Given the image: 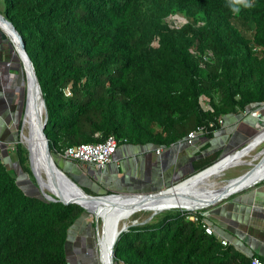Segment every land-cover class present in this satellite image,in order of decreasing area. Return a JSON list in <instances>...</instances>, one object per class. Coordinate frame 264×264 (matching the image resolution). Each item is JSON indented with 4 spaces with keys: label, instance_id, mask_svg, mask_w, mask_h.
Returning <instances> with one entry per match:
<instances>
[{
    "label": "trees",
    "instance_id": "trees-1",
    "mask_svg": "<svg viewBox=\"0 0 264 264\" xmlns=\"http://www.w3.org/2000/svg\"><path fill=\"white\" fill-rule=\"evenodd\" d=\"M247 3L0 0V13L26 44L48 109L50 150L61 157L110 136L120 144L169 147L199 129L211 136L222 117L264 109V0ZM172 15L187 23L170 28ZM209 53L204 63L200 57ZM202 96L213 111L203 109ZM15 156L35 182L29 152L19 141ZM3 159L0 141V264H69L71 230L89 214L76 204L28 195L33 187L27 182L25 192ZM219 160L202 163L193 175ZM190 217L171 210L130 226L115 245V263L251 264Z\"/></svg>",
    "mask_w": 264,
    "mask_h": 264
},
{
    "label": "crops",
    "instance_id": "crops-1",
    "mask_svg": "<svg viewBox=\"0 0 264 264\" xmlns=\"http://www.w3.org/2000/svg\"><path fill=\"white\" fill-rule=\"evenodd\" d=\"M21 75L23 80L24 71L15 53L0 44V141L2 156L12 168L15 162L10 147L22 108ZM262 114V121L244 113L225 116L211 136L199 133L192 143L186 137L169 147L119 144L112 162L103 170L67 161L61 169L96 194L158 192L190 178L202 163L243 148L264 128V110ZM205 213L219 240H226L246 257L264 258V181L207 208Z\"/></svg>",
    "mask_w": 264,
    "mask_h": 264
},
{
    "label": "water",
    "instance_id": "water-1",
    "mask_svg": "<svg viewBox=\"0 0 264 264\" xmlns=\"http://www.w3.org/2000/svg\"><path fill=\"white\" fill-rule=\"evenodd\" d=\"M0 40L7 42L9 44L11 50H13V52L17 56L18 60L20 61L21 66H22L23 71H24V75H25V81H26V93L25 94H26V97H25L24 114L22 117V127H21L19 132L17 131V135H15V140L19 141L20 144L24 145L29 152L30 169L32 171L35 182L33 183L30 180V177H28L27 175H24L22 171L19 172L20 174L24 175L25 180H27L26 183L28 182L33 187V190H34L33 194H28V193L27 194L31 195V196H38L39 195L43 199H45L47 202H53V203L60 202V203H63L64 205L76 204V205L81 206L87 214H90V216H93L94 223H95L94 228H95L96 234H97L98 229H99V219H98L97 215H95L94 212L87 209L85 204L93 205V206H96L97 208L101 205L107 204V205H111V207L113 208V207H115L116 203L114 201H112L111 198H116V197H122V196H128V195H133V196L138 195L140 197H143L144 199H150V198L156 199V198H162V197L169 198V196H170L169 193L171 192L172 189H175L178 186H181V185L191 181L193 178H196L197 176L207 172L208 170L212 169L213 167H215L216 165H218L219 163L224 161L226 158H228L232 155L233 156L237 155V154L241 153L242 151L252 149L253 147H256L261 142H263V141H261L260 143L249 142L243 148L225 155L219 161H217L214 165L205 169L204 171L191 176L190 178L184 180L181 183H178L177 185L171 186L167 189L160 190L158 192H153V193H148V194L147 193H138V192L108 194L107 192H105L103 194H98V195H89L85 191L83 186H81L73 178V176L69 175L65 170L61 169V167H59L57 165V163L55 161V157L51 153L49 140H48V137L45 133V130H46V128L48 126V122H49V114H48V109L46 106V101H45V98L43 95V91H42L40 82L38 80L37 74L35 72L33 62H32L31 58L29 57V55L26 51V44H25L21 34L17 31V29L15 28L13 23L11 21H9L1 13H0ZM30 84H32L31 88H30ZM23 100H24V97H23ZM29 110L31 111L32 118L29 115ZM263 110L264 109L260 110L261 113ZM29 117H30L31 121L33 122L34 135L37 136L36 139H38V143H39L38 148H37V146L35 147V148H37L36 153H37L38 159L41 160L44 164V167H46L48 172H46L45 176H46L48 182L53 187L55 192L52 191L50 193H47L44 191V188L41 184V180L38 178V176L36 175L34 168H33L32 152L29 149V147L23 141V133L25 130V123H26V119ZM16 129H17V127H16ZM261 134L262 133H260V131H259L254 139H256V137H259ZM28 135H29V138L31 140L35 139V138H31L32 132L30 130L28 131ZM18 136H19V138H18ZM263 152H261L260 155H262ZM263 161H264V158L261 159L259 163H262ZM259 163L257 165H259ZM253 167L255 168V166H253ZM229 168L230 167L227 166V167L223 168L221 172H225V171L227 172V170ZM254 168H250L243 175H241L237 178L227 180L226 182H230L233 180L243 178V176L251 173L252 170H254ZM224 174L225 173H223V175ZM263 181H264V175L258 177L257 179L251 181L250 183H248L244 186L238 187L234 190L230 189L228 191H225L224 193L217 195L215 198H213L211 200H207V201L203 202L200 206H197L194 208L193 207L177 208L178 206H170L168 208H162L159 211L154 212L152 214V217L150 218V220L153 219L155 215H157L161 212H164V211L183 210L186 212H192V211H196V210H203V209L210 208L211 206H214V205L222 202L223 200L228 199L229 197H231L235 194H238L244 190H247V189L263 182ZM146 223H148V221L144 222L142 224H146ZM134 225H137V223L132 224V226H134ZM129 227L130 226H126V224H124V226L120 230H117V232L113 236V239L111 241V255H112L111 261H112V263L115 262L114 261L115 245H116L120 235L124 232H127Z\"/></svg>",
    "mask_w": 264,
    "mask_h": 264
},
{
    "label": "bare ground",
    "instance_id": "bare-ground-1",
    "mask_svg": "<svg viewBox=\"0 0 264 264\" xmlns=\"http://www.w3.org/2000/svg\"><path fill=\"white\" fill-rule=\"evenodd\" d=\"M31 82V81H30ZM30 84V88H31ZM29 115L32 118L31 111L29 110ZM32 132V137L35 139H30L28 131ZM262 133L256 139H253L250 142L260 143L256 147H251L252 149L242 151L237 155H232L226 158L224 161L208 170L207 172L193 178L191 181L178 186L175 189H172L169 193V198H150L144 199L138 195H128L122 197L111 198L114 201L115 207L111 205H101L98 208L93 205L85 204L87 209L94 212L99 219V229L97 232V248H98V257H96V264H116L111 261V241L114 234L117 230H120L124 224L128 226L127 221L138 212H157L162 208H168L170 206H179L177 208L183 207H197L200 206L203 202L215 198L217 195L224 193L228 190H234L238 187L244 186L251 181L257 179L260 176L264 175V161L259 163V161L264 158V152L257 153L258 155H253L254 151L264 143V128L261 129ZM34 135L33 131V122L30 117L26 119L25 130L23 133V141L29 147L32 152L33 158V168L41 180V184L44 188V191L50 193L54 191L51 184L48 182L45 174L47 171L46 167L41 160L38 159L36 150L38 148V139ZM254 143V144H255ZM37 146V148H35ZM257 151V150H256ZM258 161L257 163H254ZM259 163V165H257ZM257 165V166H256ZM229 166L230 169H234L242 166H249L254 168L251 173L243 176V178L233 180L230 182H225L218 184L216 180L223 176L221 172L223 168ZM239 169V168H238ZM227 170V171H228ZM245 172V171H244ZM55 192V191H54ZM89 231V230H88ZM87 231V232H88ZM89 235V234H88ZM96 244V243H95ZM92 256V255H91ZM94 263V262H93Z\"/></svg>",
    "mask_w": 264,
    "mask_h": 264
},
{
    "label": "rangeland",
    "instance_id": "rangeland-1",
    "mask_svg": "<svg viewBox=\"0 0 264 264\" xmlns=\"http://www.w3.org/2000/svg\"><path fill=\"white\" fill-rule=\"evenodd\" d=\"M178 17L183 18V16H181V15ZM2 45H4L5 48H8L9 52H11V51L13 52V50H11L8 43H3ZM14 73H18V71H14ZM20 81H21L20 82L21 83V88H20L21 97L23 98L25 93H26V81H25V78H23V80H22V75L20 77ZM1 143L3 145L2 141H1ZM16 143H17V141H14V144L11 145V147H10V154H11V157L13 158V162H15V166H14L15 168H12L10 164H8V168H10V171L14 172V175L17 178L19 186H21L23 188V190L25 192H27V191H29V187L26 184V182L24 181V178H23L24 175L19 173L21 170L19 168L18 163L16 162L17 161L16 156H15ZM256 150L254 151L253 155L254 154L258 155L259 153L263 152L264 151V143L261 146H259ZM54 157H55V161H56L57 165L59 167H62L64 165L65 160H63L61 157H59L57 155H55ZM257 162L258 161H255L254 163H257ZM249 169H250L249 166H242V167L230 169L227 172H225V174L222 177L218 178L216 180V182L218 184H222V183L226 182L227 180L237 178V177L243 175ZM30 180L34 183L32 177H30ZM178 207H181V205H179ZM180 211H183V210H180ZM166 212H169V211L161 212V213L155 215L154 218L151 220H150V218L152 217V214H153L152 212H138L135 215H133L127 221V224H128V226H132L133 223H137V225H138L140 223H144L147 221L151 222L154 219H158V218L162 217ZM93 222H94L93 216H90V214L86 215L84 217V221L78 223L71 230V235H70V239H69V243H68V247H67L69 264H92L91 262L87 261L89 258L91 261L94 262L93 264H96L95 258L98 257V248L96 246L97 245V236H96L97 234L95 232V228H92ZM91 257H93V260L91 259Z\"/></svg>",
    "mask_w": 264,
    "mask_h": 264
},
{
    "label": "built area",
    "instance_id": "built-area-1",
    "mask_svg": "<svg viewBox=\"0 0 264 264\" xmlns=\"http://www.w3.org/2000/svg\"><path fill=\"white\" fill-rule=\"evenodd\" d=\"M180 15H172L166 21L170 28L179 29L184 24L187 23V20L184 17H178ZM153 46H159L158 40L153 43ZM212 57V54L201 56L203 62H208ZM67 95L70 96L71 93L67 90ZM200 103L205 111H213L210 99L202 96L200 98ZM244 114L249 115L253 118H256L258 121L263 120V115L260 111H250L244 112ZM220 124H223V117L219 120ZM199 133H204L203 129L194 131L188 135V142L192 143L193 140L198 136ZM119 141L114 137L110 136L106 139L105 142L99 144H81L78 146L71 147L67 149L64 154L61 156L65 160L75 162L82 165L93 166L96 170H103L110 164L113 160V157L119 147ZM160 153V150L158 151ZM206 209L196 210L191 212V217L194 222L201 223L206 233L209 235H215V231L210 227L206 222ZM221 244L225 247L229 246V243L226 240H220ZM251 264H264V258L252 257Z\"/></svg>",
    "mask_w": 264,
    "mask_h": 264
},
{
    "label": "clouds",
    "instance_id": "clouds-1",
    "mask_svg": "<svg viewBox=\"0 0 264 264\" xmlns=\"http://www.w3.org/2000/svg\"><path fill=\"white\" fill-rule=\"evenodd\" d=\"M245 6L246 7H248V6H250V4L249 3H247V0H245ZM234 11H239V9L238 8H235V9H233Z\"/></svg>",
    "mask_w": 264,
    "mask_h": 264
},
{
    "label": "flooded vegetation",
    "instance_id": "flooded-vegetation-1",
    "mask_svg": "<svg viewBox=\"0 0 264 264\" xmlns=\"http://www.w3.org/2000/svg\"><path fill=\"white\" fill-rule=\"evenodd\" d=\"M7 52V51H6Z\"/></svg>",
    "mask_w": 264,
    "mask_h": 264
}]
</instances>
